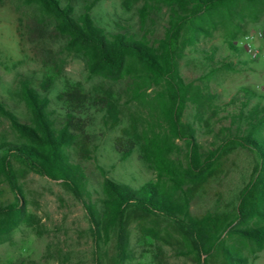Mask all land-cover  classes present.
Wrapping results in <instances>:
<instances>
[{
    "label": "trees",
    "instance_id": "1",
    "mask_svg": "<svg viewBox=\"0 0 264 264\" xmlns=\"http://www.w3.org/2000/svg\"><path fill=\"white\" fill-rule=\"evenodd\" d=\"M28 1L39 3L55 18L67 39V48L84 55L91 73L117 81L127 73L128 60L140 67L134 75L139 76L133 79L130 94L139 100L148 89H154L161 128L156 129L149 121H144L143 128L138 131L132 123L116 139L115 151L121 159L138 151L139 160L159 179L134 188L105 178L101 199L104 212H98L88 200L90 192L81 164L90 160L93 153L92 135L88 131L92 115L101 113L105 129H112L122 119L118 101L111 95H92L78 84L68 83L58 93L60 107L50 111L48 98L25 85L22 92L32 113L29 123H21L0 103V113L20 135L13 144H0V176L15 200L0 207V240L16 228L24 214L12 167V162H16L30 172L60 181L81 203L89 219L95 250L99 249L101 235H107L115 226L112 264H125L127 260L125 225L128 212L133 210L174 219L201 264H208L210 259H218L222 264H248L243 251L264 248V94L242 87L240 99L231 98L220 103V96L208 92L206 86L204 89L185 82L179 73V62L187 45L198 43L200 37L210 36L220 25L225 28L226 23L243 22L245 10L256 6L264 8V0H155L169 9L164 36L155 42L120 32H106L95 25L89 7L75 17L70 5L62 6L59 0ZM232 30L226 32L229 40L224 41V45L229 54L237 56L242 48L232 43L235 38ZM201 53L214 70L241 72L252 69L244 60L233 63L224 56L217 58L219 48L215 45ZM188 105L197 107L205 115L208 111L209 120L219 121L214 134L216 147L205 155L198 151L191 126L182 121ZM176 140L182 141L187 149L182 181L177 185L180 188L194 184L221 157L237 148L252 155L253 171L239 193L233 213L208 210L200 218L192 217L189 213L190 188L171 191L160 186L161 176L175 170L170 155L174 148L177 149ZM95 261L102 264L98 256Z\"/></svg>",
    "mask_w": 264,
    "mask_h": 264
},
{
    "label": "rangeland",
    "instance_id": "2",
    "mask_svg": "<svg viewBox=\"0 0 264 264\" xmlns=\"http://www.w3.org/2000/svg\"><path fill=\"white\" fill-rule=\"evenodd\" d=\"M70 5L73 15L79 17L87 11L95 25L108 33L133 35L155 42L164 36L169 9L159 1L139 0H59ZM144 9V13L140 10ZM236 26H238L236 28ZM233 28L232 43L242 48L245 38L252 35V43L264 51V8L256 6L245 10L243 22L226 27L218 26L210 36L200 37L196 44L187 45L179 62V73L185 82L208 88L220 96V103L231 98L240 99V89L248 87L260 94L264 86V64L251 60L242 50L231 55L224 41ZM262 37H258L259 33ZM218 46L217 58L224 56L233 63L244 60L252 69L243 71L214 70L205 61L201 51ZM140 67L128 60L127 73L113 81L87 69L82 53L67 48V39L58 28L55 18L37 2L28 0H0V103L21 123H29L32 113L28 108L22 88L27 85L49 100L50 111L60 107L58 93L68 83L78 84L92 95H111L122 110L121 122L105 129L100 114H93L88 127L92 135L93 153L81 165L87 177L89 202L103 213L102 184L109 178L136 188L147 182H157L159 176L138 158V151L120 158L115 151V141L123 130L134 123L140 131L144 121L156 129L159 115L155 108V91L150 88L139 100L132 97V81ZM220 113V112H219ZM208 111H198L188 105L182 121L188 123L200 154L213 151L217 142L214 134L219 128L216 118L208 119ZM221 116V113L219 114ZM224 124H227L224 122ZM163 126V125H162ZM159 131V130H158ZM20 135L10 120L0 113V144H13ZM177 149L170 155L175 170L162 175L160 186L167 190L191 189L189 213L200 218L208 210L231 214L238 203L242 188L250 180L254 159L243 150L235 149L224 155L197 181L178 187L182 181L187 149L182 141H175ZM16 181L22 196V221L0 240V264H112L115 255V226L107 235H101L99 249L95 250L90 223L85 209L60 182L28 171L23 165L12 162ZM138 188V187H137ZM14 194L0 176V207L14 203ZM125 234L127 260L125 264H201L190 241L174 219L151 215L139 210L128 212ZM233 242V239H229ZM97 251V252H96ZM248 264H264V248L243 251ZM208 264H222L218 259Z\"/></svg>",
    "mask_w": 264,
    "mask_h": 264
},
{
    "label": "built area",
    "instance_id": "3",
    "mask_svg": "<svg viewBox=\"0 0 264 264\" xmlns=\"http://www.w3.org/2000/svg\"><path fill=\"white\" fill-rule=\"evenodd\" d=\"M252 35H248L245 38L244 44H242V50L244 53L253 61H261L264 64V51L253 45L251 39ZM258 37H262V33L258 34ZM260 91L264 92V86L259 88Z\"/></svg>",
    "mask_w": 264,
    "mask_h": 264
}]
</instances>
